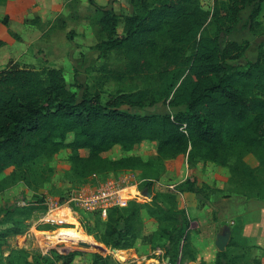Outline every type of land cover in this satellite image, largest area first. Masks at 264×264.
<instances>
[{"label": "trees", "instance_id": "obj_1", "mask_svg": "<svg viewBox=\"0 0 264 264\" xmlns=\"http://www.w3.org/2000/svg\"><path fill=\"white\" fill-rule=\"evenodd\" d=\"M91 3L101 13L100 56L107 59L116 53L127 62L123 72H108L106 78L155 76L162 88L160 99L176 111L140 114L123 109H143L153 97L148 89L111 95L103 103L100 93L87 90L78 99L62 69H0V195L19 182L31 187L28 173L34 165L52 160L63 150L71 153L70 172L77 179L145 170L149 165L141 157L114 160L103 155L116 147L130 151L149 142L156 144L160 161L187 156L190 170L199 163L227 168L230 191L237 187L241 196L264 201V42L256 61L241 66L234 61L243 57L248 44L229 40L246 9L250 10L247 26L259 32L264 0H216L212 12L202 8L201 0H130L133 12L124 17L122 36L118 33L120 16L112 8ZM9 23V16H0V24L9 27ZM9 33L20 40L13 31ZM4 44L0 40V46ZM81 151L88 156L83 157ZM249 155L256 159V166L246 161ZM151 185L145 184L150 193ZM212 192L210 185H200L193 177L176 185L175 191L152 192L151 201L133 200L114 207L106 219L98 215L106 220L98 240L111 249H134L143 232L145 211L158 225L154 234L166 241L170 262L196 263L190 219L179 207L178 194L192 193L210 204ZM39 210L43 213L46 208L31 206L25 220ZM19 211L0 208L1 244L26 231L16 220ZM231 229V241L224 252H218L215 264H244L249 255L244 224ZM54 253L53 259L39 256L22 264H82L75 263L78 253ZM91 264L116 263L110 255L94 254Z\"/></svg>", "mask_w": 264, "mask_h": 264}, {"label": "rangeland", "instance_id": "obj_2", "mask_svg": "<svg viewBox=\"0 0 264 264\" xmlns=\"http://www.w3.org/2000/svg\"><path fill=\"white\" fill-rule=\"evenodd\" d=\"M11 2L14 3L11 4L9 0L0 1V16H9L10 21H22L24 26L18 29L19 33H16L20 37L18 41L10 35V25L6 27L0 24L14 41V43L4 41L5 44L0 46V69L40 70L44 67L62 69L69 89L77 95L78 99H81L84 91L87 90L91 93H100L103 103H106L111 95L148 89L153 93V97L143 109L128 106H124L123 109L140 114H165L176 111L170 108L166 101L160 99L162 88L155 76L151 79L143 76H126L119 80L113 77L106 78L109 75L108 72H123L127 62L123 56L116 53L110 54L107 59L100 56L97 44L103 37L98 25L101 13L91 3V0H31L30 3L25 4V8L16 6V0ZM93 2L102 7L112 8L120 16L118 33L122 36L124 17L133 12L130 0H93ZM215 3L216 0H201L202 8L210 12L214 10ZM249 15V9L241 13L236 31L229 38L230 41L238 44H248L243 57L234 61L241 66L256 61L258 47L264 42V6L258 17L261 25L258 33H254V30L247 26ZM206 28L210 32L213 31L210 24L206 25ZM154 100L157 103L154 104ZM71 139L72 135H69V140ZM70 155L69 150H63L52 160L42 159L28 173V177L33 180L31 187L25 181L19 182L0 195V208H18L20 211L16 220L22 222V227L26 230L23 235L11 237L5 243H0V264H22L27 259L34 262L39 256L53 259L55 258L54 251L63 255L78 253L75 263L82 264H91L94 254L110 255L116 264H165L168 258L165 251L166 241L160 235L149 232L150 226L147 223L150 217L145 211L142 213L143 232L135 252L139 256V253H145L146 257L138 259L134 251L131 254L125 252L114 254L113 249L99 242V233L106 222L102 220L99 212H88L79 208H74L72 212L63 205L78 188L99 187L109 181H115L126 187L128 184L124 180L134 184L142 180L157 179L160 185L152 183V192L153 194L164 193L170 190L168 186L182 180V176L187 172V156H179L177 159L165 162L160 161L156 144L149 142H144L130 151L116 147L103 156L114 160L131 156L141 157L148 163L149 168L138 171L110 172L99 174V176L94 174L85 179H77L70 172ZM81 155L86 157L88 152L81 151ZM246 161L252 166L257 165L252 155L246 157ZM12 171V168L8 169L5 175L9 176ZM188 173L190 178L195 177L200 185L207 184L205 180L211 181L208 176L215 178V186L217 181L227 184L230 176L227 168L215 163H204V165L199 163L196 168L188 170ZM148 182L144 181L138 186L142 195L146 190L145 184ZM213 187L210 197L216 194V188ZM230 193L231 197H242L239 196L240 189L237 187H232ZM133 200L151 201L143 195V198L125 199L118 207H124L126 202ZM251 202L250 204L253 205L262 204L264 201L252 199ZM33 205L45 206L46 210L43 213L39 210L25 220V214ZM50 209H53L50 216L56 220V223H37L47 216ZM243 224L244 219L239 216L233 224L228 226L234 228ZM116 255L124 259L119 261ZM175 264L193 263L178 261Z\"/></svg>", "mask_w": 264, "mask_h": 264}, {"label": "crops", "instance_id": "obj_3", "mask_svg": "<svg viewBox=\"0 0 264 264\" xmlns=\"http://www.w3.org/2000/svg\"><path fill=\"white\" fill-rule=\"evenodd\" d=\"M9 1L11 4L14 3L11 2L12 0ZM16 2V6L25 8V4L30 3L31 0H16ZM9 25L15 33H19L18 29H22L24 26L22 21L19 20H11ZM4 29L3 26H0V40L14 43L10 36H8V32H5ZM188 170L190 169L187 167V172L182 176V180L170 186L176 187V185L190 178ZM208 178L211 181L208 182L204 179L205 182L211 187L214 186V189L216 188V194L214 193L215 195L210 197V204H203L192 193L178 194L179 207L186 211L190 219V236L197 258V262L193 264H215L219 252L216 247L217 235L222 232H220V229L223 230L224 227H229L228 225L233 224L234 220L239 216L244 219L243 236L251 247L244 264H264V202L262 204L254 202L255 204L252 205L250 204L252 203V199L244 196L238 198L235 196L231 197L228 184H221L217 181L215 186V178L211 176H208ZM170 186H168V190ZM148 220L147 224L150 226L149 232H155L158 228L156 221L152 218ZM139 242L140 240H138L136 247L139 245ZM135 248L127 251L117 250V252L131 254L134 251V255L138 259L146 257L145 253H139V256L135 252ZM116 257H118L119 261L124 259L121 256L116 255ZM167 261L170 262V258H167Z\"/></svg>", "mask_w": 264, "mask_h": 264}, {"label": "built area", "instance_id": "obj_4", "mask_svg": "<svg viewBox=\"0 0 264 264\" xmlns=\"http://www.w3.org/2000/svg\"><path fill=\"white\" fill-rule=\"evenodd\" d=\"M144 181H149L160 185L159 181L142 180L140 182L130 184L128 180H124L128 185L126 187L121 186L115 181L106 182L99 187H81L74 191L71 197L66 201L63 207H68L69 210L74 211V208H79L88 212H99L103 219L107 218L108 211L114 207H117L122 201L128 198H139L143 195L140 193L138 186ZM174 186H170L169 189L174 190ZM132 189H135L132 191ZM51 213L53 209H50L47 216L41 218L37 223H56V220L52 218ZM165 264H170L168 261Z\"/></svg>", "mask_w": 264, "mask_h": 264}, {"label": "water", "instance_id": "obj_5", "mask_svg": "<svg viewBox=\"0 0 264 264\" xmlns=\"http://www.w3.org/2000/svg\"><path fill=\"white\" fill-rule=\"evenodd\" d=\"M143 195L149 199H152L153 197V195L147 189L143 191ZM231 234V228L226 226L223 228L222 232L217 235L216 247L219 252H224L227 249L230 243ZM112 251L113 253L117 252L116 249H113Z\"/></svg>", "mask_w": 264, "mask_h": 264}, {"label": "bare ground", "instance_id": "obj_6", "mask_svg": "<svg viewBox=\"0 0 264 264\" xmlns=\"http://www.w3.org/2000/svg\"><path fill=\"white\" fill-rule=\"evenodd\" d=\"M62 209H64V208H62ZM62 209H61V210H62Z\"/></svg>", "mask_w": 264, "mask_h": 264}]
</instances>
